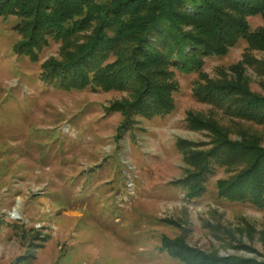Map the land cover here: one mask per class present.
<instances>
[{
    "label": "rangeland",
    "instance_id": "1",
    "mask_svg": "<svg viewBox=\"0 0 264 264\" xmlns=\"http://www.w3.org/2000/svg\"><path fill=\"white\" fill-rule=\"evenodd\" d=\"M18 22L0 16V264H185L166 246L213 264H264V208L217 195L218 180L244 164L210 163L199 196L173 184L240 132L264 137V125L195 95L206 80H239L264 99L263 49L240 39L201 58L200 71L169 69L173 110L127 117L110 110L130 101L127 90L66 91L42 80V64L74 59L71 45L92 29L70 46L50 40L33 60L15 49ZM246 22L264 32L260 15Z\"/></svg>",
    "mask_w": 264,
    "mask_h": 264
},
{
    "label": "trees",
    "instance_id": "2",
    "mask_svg": "<svg viewBox=\"0 0 264 264\" xmlns=\"http://www.w3.org/2000/svg\"><path fill=\"white\" fill-rule=\"evenodd\" d=\"M9 15L19 19L15 28L24 37L15 49L33 60L36 50L50 40L70 46L69 40L79 38L78 32L92 29L83 45H71L74 59L55 68L52 59L42 64V80L66 91L88 86L127 90L130 101L110 109L127 117L164 116L173 110L177 84L168 77L169 69L200 71L201 58L222 55L240 39L264 50V32L250 30L246 22L250 15L264 19V0H0V16ZM261 69L264 72V64ZM198 86L195 95L202 100L264 125V99L254 97L239 80L225 84L206 80ZM190 121L199 124L194 118ZM239 136L240 141H225L204 159L192 160L198 163L197 172L173 184L183 187L189 197L199 196L210 163L223 168L244 164L235 178L218 180L217 195L264 208V137L246 131ZM177 147L182 148L181 143ZM166 250L185 264H213L200 260L198 252L192 256L171 246Z\"/></svg>",
    "mask_w": 264,
    "mask_h": 264
},
{
    "label": "bare ground",
    "instance_id": "3",
    "mask_svg": "<svg viewBox=\"0 0 264 264\" xmlns=\"http://www.w3.org/2000/svg\"><path fill=\"white\" fill-rule=\"evenodd\" d=\"M10 213H11V214H10V217H13V218H15V216L18 215V212H17V210H15V209H13V211H11Z\"/></svg>",
    "mask_w": 264,
    "mask_h": 264
}]
</instances>
